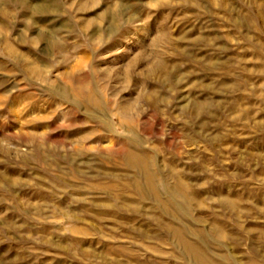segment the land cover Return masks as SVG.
I'll use <instances>...</instances> for the list:
<instances>
[{
    "label": "rangeland",
    "instance_id": "rangeland-1",
    "mask_svg": "<svg viewBox=\"0 0 264 264\" xmlns=\"http://www.w3.org/2000/svg\"><path fill=\"white\" fill-rule=\"evenodd\" d=\"M174 229L264 264V0H0V264H195Z\"/></svg>",
    "mask_w": 264,
    "mask_h": 264
},
{
    "label": "bare ground",
    "instance_id": "bare-ground-1",
    "mask_svg": "<svg viewBox=\"0 0 264 264\" xmlns=\"http://www.w3.org/2000/svg\"><path fill=\"white\" fill-rule=\"evenodd\" d=\"M172 232L178 238L180 244L182 245L183 251L191 257L192 261L195 264H217L214 261H210L209 259L204 257L203 251L197 245L183 239V237L181 236V232L178 229H174Z\"/></svg>",
    "mask_w": 264,
    "mask_h": 264
}]
</instances>
